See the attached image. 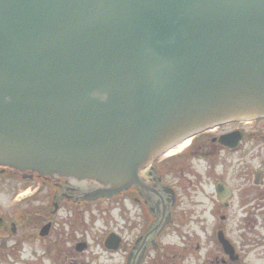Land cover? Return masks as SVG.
Returning <instances> with one entry per match:
<instances>
[{"label": "water", "instance_id": "95a60500", "mask_svg": "<svg viewBox=\"0 0 264 264\" xmlns=\"http://www.w3.org/2000/svg\"><path fill=\"white\" fill-rule=\"evenodd\" d=\"M264 115V0H0V166L111 198L203 127Z\"/></svg>", "mask_w": 264, "mask_h": 264}, {"label": "flooded vegetation", "instance_id": "af4514ba", "mask_svg": "<svg viewBox=\"0 0 264 264\" xmlns=\"http://www.w3.org/2000/svg\"><path fill=\"white\" fill-rule=\"evenodd\" d=\"M1 178L16 208L0 212V264L31 242L26 261L89 264L90 207L105 214L111 204L119 228L101 247L119 264H264V116L207 126L159 152L112 199L93 200L101 186L90 180L0 167Z\"/></svg>", "mask_w": 264, "mask_h": 264}, {"label": "rangeland", "instance_id": "374dc122", "mask_svg": "<svg viewBox=\"0 0 264 264\" xmlns=\"http://www.w3.org/2000/svg\"><path fill=\"white\" fill-rule=\"evenodd\" d=\"M1 180H3V178H1L0 181ZM10 196L11 195L7 189H5L4 187H0V212H5V210H8V212L12 213L16 208L12 205V201L11 199H9ZM21 196H19L17 200L20 199ZM26 202H29V204L31 203V206L35 205V203L33 204L32 201H27L26 199L24 202V207L26 206ZM8 204L9 206H7ZM18 207H23V205H18ZM102 211L104 212L102 208L99 209L95 206L90 207L88 236L90 248L87 253L88 259H86L85 263H87L88 260L89 264H119L118 256H112L108 253L102 252L103 248L101 247V241L104 234L109 231H116L119 228L116 224V210H114V205L111 204L107 206L105 214H102ZM36 246L37 243L35 242H31L25 245L24 248L26 250V254H24L20 259L15 260L14 264H37V260L29 262L24 259L27 254H33L32 250H37ZM42 264H49V262L45 261Z\"/></svg>", "mask_w": 264, "mask_h": 264}, {"label": "bare ground", "instance_id": "6f19581e", "mask_svg": "<svg viewBox=\"0 0 264 264\" xmlns=\"http://www.w3.org/2000/svg\"><path fill=\"white\" fill-rule=\"evenodd\" d=\"M187 143L188 142H185L182 146H180V147H177V149L175 150V151H173V152H178V151H180L181 149H183L184 148V146H186L187 145Z\"/></svg>", "mask_w": 264, "mask_h": 264}]
</instances>
